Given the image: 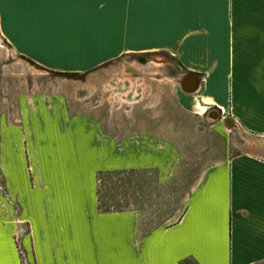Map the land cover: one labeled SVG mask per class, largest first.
<instances>
[{
    "label": "crops",
    "instance_id": "1",
    "mask_svg": "<svg viewBox=\"0 0 264 264\" xmlns=\"http://www.w3.org/2000/svg\"><path fill=\"white\" fill-rule=\"evenodd\" d=\"M127 14L134 16V45L155 41L152 48L179 61L186 75H200L199 91L191 97L183 91L178 104L200 117L221 112L208 128L224 138V155L192 185L174 223L149 228L142 211L100 210L98 176L156 171L160 185L171 183L184 156L159 129L162 122L148 130L134 120L135 130L124 133L117 121L93 114L96 87L88 81L85 104L63 93L37 102L1 143L0 264H22L16 236L36 264H264V0H134L129 8L126 0L0 4L3 33L17 51L73 73L90 74L112 46L125 48ZM134 66L140 71H122L103 87L114 108L129 98L135 105L129 112L147 101L157 109L161 94L148 77L182 83Z\"/></svg>",
    "mask_w": 264,
    "mask_h": 264
},
{
    "label": "rangeland",
    "instance_id": "2",
    "mask_svg": "<svg viewBox=\"0 0 264 264\" xmlns=\"http://www.w3.org/2000/svg\"><path fill=\"white\" fill-rule=\"evenodd\" d=\"M133 2L134 0H126L128 8L133 6ZM133 17L131 14L126 16L125 48L112 46L105 61L90 69L93 70L90 74L85 71L73 73L52 70L40 64H31L5 37L0 19V189L2 193L5 194L6 181L1 143L8 129L14 126L20 128L22 120L27 121L29 118V106L33 104L35 106L37 102L52 101L57 93L65 94L72 104L78 101L84 103L87 98L88 81L93 82L96 87L93 104L94 108L99 109L93 113L95 116L103 120L117 121L116 128L124 133L135 130L130 125L134 120H137L143 129L148 130L157 129L156 124L162 122L159 129L164 134L174 137L184 156L177 177L167 185L159 184L156 171L118 172L103 176V182L100 184L102 206L109 208L111 212L142 211L145 216L143 225L149 228L170 225L182 214L192 185L201 177L205 169L225 153L224 138L208 128L210 120L222 118L221 112L213 108L203 117L188 113L180 109L178 104L180 98L187 95L183 92L180 83L161 84L152 81L149 77L146 78L147 84L152 85L154 92L161 94V102L157 109H148L149 101L143 102L131 112L130 109L135 105L122 103L115 105L116 108L112 106L109 100L112 93L105 92L103 87L113 82L122 71L129 69L140 71L134 65L141 66L149 74L162 73L178 81L186 75L179 61L164 51L152 48L155 46V41H152L153 44L151 42L153 46H140L142 42L139 46L134 45L136 39L133 31L129 29ZM111 38H114L111 39L112 43L117 41L116 36ZM146 49L149 51H141ZM123 106H127L128 111L126 109L118 111V108ZM202 119L206 121L203 122ZM229 120L230 118H227L222 123L227 131L233 126ZM26 129L29 132V128ZM27 231L28 228L25 226L24 232ZM20 239L21 236H16L22 264H36L32 257L27 259Z\"/></svg>",
    "mask_w": 264,
    "mask_h": 264
},
{
    "label": "water",
    "instance_id": "3",
    "mask_svg": "<svg viewBox=\"0 0 264 264\" xmlns=\"http://www.w3.org/2000/svg\"><path fill=\"white\" fill-rule=\"evenodd\" d=\"M27 59V58H25ZM33 65H36L33 61L27 59ZM201 86V78L197 74L190 73L185 76L181 83L182 90L187 94H195L199 91Z\"/></svg>",
    "mask_w": 264,
    "mask_h": 264
},
{
    "label": "trees",
    "instance_id": "4",
    "mask_svg": "<svg viewBox=\"0 0 264 264\" xmlns=\"http://www.w3.org/2000/svg\"><path fill=\"white\" fill-rule=\"evenodd\" d=\"M196 74V73H194ZM198 76H200L199 74H197ZM113 173H100L99 176H98V181H99V188H98V196H99V208L100 210L103 212V213H110L111 210L107 207H103L102 206V203H101V187H100V184H102L103 182V176L105 175H111ZM117 212H121V211H117Z\"/></svg>",
    "mask_w": 264,
    "mask_h": 264
},
{
    "label": "bare ground",
    "instance_id": "5",
    "mask_svg": "<svg viewBox=\"0 0 264 264\" xmlns=\"http://www.w3.org/2000/svg\"><path fill=\"white\" fill-rule=\"evenodd\" d=\"M0 44H1V38H0ZM131 70V69H130ZM129 70V71H130ZM133 71V70H132ZM181 81H183V80H181ZM121 91H123V90H121V89H119L117 92H121ZM122 93V92H121ZM118 94V93H117ZM125 103H129V104H132V99H129V98H126L125 99Z\"/></svg>",
    "mask_w": 264,
    "mask_h": 264
},
{
    "label": "snow or ice",
    "instance_id": "6",
    "mask_svg": "<svg viewBox=\"0 0 264 264\" xmlns=\"http://www.w3.org/2000/svg\"><path fill=\"white\" fill-rule=\"evenodd\" d=\"M3 3V0H0V4H2Z\"/></svg>",
    "mask_w": 264,
    "mask_h": 264
}]
</instances>
